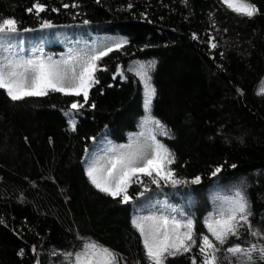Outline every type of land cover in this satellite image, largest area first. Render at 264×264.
Listing matches in <instances>:
<instances>
[{
  "label": "trees",
  "instance_id": "16d2710c",
  "mask_svg": "<svg viewBox=\"0 0 264 264\" xmlns=\"http://www.w3.org/2000/svg\"><path fill=\"white\" fill-rule=\"evenodd\" d=\"M34 2L44 10L26 11ZM73 2L78 7H62ZM233 3L253 5L255 12L248 17L222 0H0V19L14 18L21 30L9 45L0 38V57L7 49L6 55L59 60L69 50L128 41L98 62V83L87 101L56 92L12 101L0 89V264H72L62 254L74 259L91 242L113 250L119 264H148L132 224L142 216L137 204L143 199H163L178 212L176 219L193 221L196 243L189 252L166 254L164 264L193 259L199 264L200 237L210 235L205 222L211 223L236 191L247 200L251 230L258 234L242 224L239 238L229 237L218 247L255 245L253 260L264 264L259 256L264 246V0ZM44 20L54 27L40 29ZM42 30L43 40L24 52L17 37ZM54 30L59 38L49 37ZM210 36L216 45L211 49ZM142 65L155 90L150 114L167 135L151 123L141 127L145 84L137 72ZM74 101L84 106L72 117V130L64 113ZM149 133L174 154L168 167L175 176L189 183L151 184L139 197L140 179L133 178L130 200L123 204L120 197L99 192L85 175L88 164L106 153L93 154L94 144L103 141L108 150L143 141ZM216 166L221 172L213 177ZM196 176L200 182L191 184ZM217 257L219 264H236L223 250Z\"/></svg>",
  "mask_w": 264,
  "mask_h": 264
},
{
  "label": "snow or ice",
  "instance_id": "6c2138e0",
  "mask_svg": "<svg viewBox=\"0 0 264 264\" xmlns=\"http://www.w3.org/2000/svg\"><path fill=\"white\" fill-rule=\"evenodd\" d=\"M181 2L183 3L184 0ZM222 2L231 10L243 13L248 17H251L255 12V7L247 3L238 6L233 3V0H222ZM44 7V5L34 2L32 7L26 11L32 12L35 9L38 14L44 10ZM62 7L76 8L78 5L73 2L71 5L63 4ZM128 7L131 8L132 5L129 4ZM52 11L55 12L57 9L53 8ZM83 23L86 25L89 21L84 20ZM53 27L54 25L48 20H44L39 25L40 29ZM19 31L21 30L18 29L14 18L0 19V38H3L5 45H9L10 38L17 35ZM22 31L30 32L33 29L25 28ZM193 39H197L195 34H193ZM127 42L126 38H121L88 51L73 52L69 50V53L59 60L44 56L24 58L5 55L0 57V89H4L12 101H19L26 97H43L49 92L83 96L87 101L90 87L98 83L94 75L98 70V62L109 53L120 51ZM208 44L210 49L216 47L211 36ZM147 67L151 68L152 63H149ZM119 71L120 65H117V72ZM137 75L145 84L146 114L141 127L151 123L156 129H159L160 135H167L168 131L165 126L150 114L151 100L155 90L148 83L150 77L147 76L143 65ZM83 106L82 103L75 101L67 106L68 110L64 114L69 118L70 129L74 130L72 117ZM89 139L94 138L89 137ZM87 151L85 149V152ZM174 160V154L157 140L155 135L149 133L143 141L140 139L130 140L126 145L110 147L103 157H97L88 164L85 168V175L99 192L113 198L120 197V203L123 204L130 200L127 193L130 182L133 178L139 180L141 174L149 177L151 183L157 188L160 187L161 180L172 187L189 183V181L177 178L173 170L168 167L174 163ZM220 172L221 167L216 166L210 175L214 177ZM199 182V176L190 181L191 184ZM146 191H148V187L144 185L137 196H142ZM249 215L248 202L240 191H236L233 196L227 198L226 207L222 206L217 210L215 219L211 223L205 222L210 235L200 237L201 260L199 264H219L217 253L221 250L236 257V264H255L252 257V253L256 251L255 245L243 247L240 244H232L223 249L218 247L225 245L229 237L239 238V228L242 224L249 225L251 235L258 234L251 230ZM2 222L0 219V223ZM132 224L141 236L148 264H164L166 254L174 256L179 252H189L192 245L196 243L191 219L181 221L174 215L161 213L134 217ZM17 254L22 255L23 249ZM62 255L69 257L72 264H119V257L113 250L95 242L84 244L82 249L75 254L74 259L72 253H63ZM259 256L264 260V246L259 248ZM192 264H198V262L193 259Z\"/></svg>",
  "mask_w": 264,
  "mask_h": 264
},
{
  "label": "rangeland",
  "instance_id": "374dc122",
  "mask_svg": "<svg viewBox=\"0 0 264 264\" xmlns=\"http://www.w3.org/2000/svg\"><path fill=\"white\" fill-rule=\"evenodd\" d=\"M45 31L46 30H42L40 34L35 33L32 37H28V36L17 37L18 38L17 42L18 43L21 42V49L24 52L29 53L31 47L36 45L37 41L41 42L43 40ZM49 37L59 38L60 35L58 33V30L51 31L49 34ZM1 52L3 55H6L9 53V50L2 49ZM103 145L104 144L102 143V141H100L99 143L94 145V151L96 153L107 152V150L105 149L106 146H103ZM151 184H152L151 179L142 174L140 180L137 181L136 185L138 187L142 188L144 185H146L148 187ZM161 184L166 185L163 180L160 181V185ZM152 185H154V184H152ZM168 186H171V185H168ZM148 189H149V187H148ZM137 206H138L139 213L143 216L149 215L150 213H157V214L165 213L168 215H174L176 218L179 216L178 212L176 210H175V212H173V209L170 208L169 204H167V202L163 199H155V200L143 199L138 203Z\"/></svg>",
  "mask_w": 264,
  "mask_h": 264
}]
</instances>
